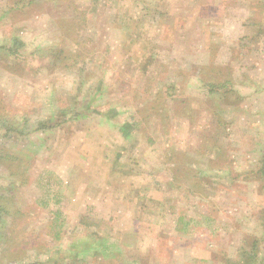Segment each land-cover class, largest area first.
<instances>
[{
	"label": "rangeland",
	"instance_id": "obj_1",
	"mask_svg": "<svg viewBox=\"0 0 264 264\" xmlns=\"http://www.w3.org/2000/svg\"><path fill=\"white\" fill-rule=\"evenodd\" d=\"M263 168L264 0H0V264H264Z\"/></svg>",
	"mask_w": 264,
	"mask_h": 264
},
{
	"label": "trees",
	"instance_id": "obj_2",
	"mask_svg": "<svg viewBox=\"0 0 264 264\" xmlns=\"http://www.w3.org/2000/svg\"><path fill=\"white\" fill-rule=\"evenodd\" d=\"M214 89H215V88H211L210 91H214ZM263 170H264V168H263ZM2 212H6V210H4L3 207L0 206V219H1V217H2V216H1ZM92 243H93V244H92V247H91V245H90L88 249L95 248V246L97 245L95 240H94ZM85 250H86V249H85ZM253 255L255 256V253H254ZM26 264H31V263H26Z\"/></svg>",
	"mask_w": 264,
	"mask_h": 264
}]
</instances>
